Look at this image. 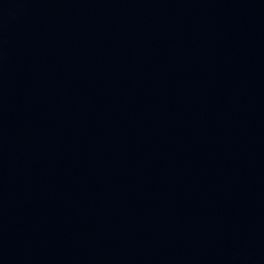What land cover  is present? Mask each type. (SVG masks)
Listing matches in <instances>:
<instances>
[{"label":"water","instance_id":"1","mask_svg":"<svg viewBox=\"0 0 264 264\" xmlns=\"http://www.w3.org/2000/svg\"><path fill=\"white\" fill-rule=\"evenodd\" d=\"M0 264H264V0H0Z\"/></svg>","mask_w":264,"mask_h":264}]
</instances>
